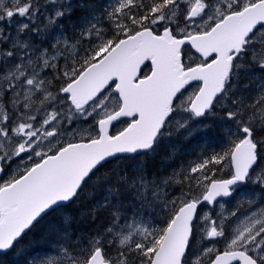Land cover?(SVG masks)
Returning a JSON list of instances; mask_svg holds the SVG:
<instances>
[{"label": "snow or ice", "instance_id": "6c2138e0", "mask_svg": "<svg viewBox=\"0 0 264 264\" xmlns=\"http://www.w3.org/2000/svg\"><path fill=\"white\" fill-rule=\"evenodd\" d=\"M0 264H264V0H0Z\"/></svg>", "mask_w": 264, "mask_h": 264}, {"label": "trees", "instance_id": "16d2710c", "mask_svg": "<svg viewBox=\"0 0 264 264\" xmlns=\"http://www.w3.org/2000/svg\"><path fill=\"white\" fill-rule=\"evenodd\" d=\"M170 142L175 143V148L169 149V153L173 155L174 166L177 169L181 165H185L195 160L197 154L201 151H211L213 149L218 151L223 143L219 133L215 129L207 134L190 140H183L174 135ZM157 163L159 162L157 161ZM169 171H171V169H169ZM70 211H73L74 214L78 215V212H75L74 209H70ZM84 226L86 227V225Z\"/></svg>", "mask_w": 264, "mask_h": 264}, {"label": "rangeland", "instance_id": "374dc122", "mask_svg": "<svg viewBox=\"0 0 264 264\" xmlns=\"http://www.w3.org/2000/svg\"><path fill=\"white\" fill-rule=\"evenodd\" d=\"M217 210H219V209H217Z\"/></svg>", "mask_w": 264, "mask_h": 264}]
</instances>
